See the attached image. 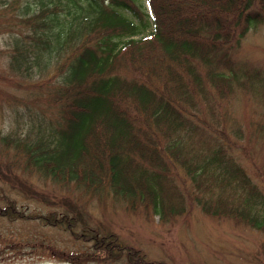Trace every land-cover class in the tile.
Segmentation results:
<instances>
[{
	"label": "trees",
	"instance_id": "1",
	"mask_svg": "<svg viewBox=\"0 0 264 264\" xmlns=\"http://www.w3.org/2000/svg\"><path fill=\"white\" fill-rule=\"evenodd\" d=\"M147 4L150 13L140 0H0V82L33 92L0 128V181L46 207L22 208L0 185V218L89 243L59 251L72 264H167L92 222L86 205L108 195L164 221L197 205L264 231V188L226 138L237 93L264 105V70L232 55L264 23V0Z\"/></svg>",
	"mask_w": 264,
	"mask_h": 264
},
{
	"label": "rangeland",
	"instance_id": "2",
	"mask_svg": "<svg viewBox=\"0 0 264 264\" xmlns=\"http://www.w3.org/2000/svg\"><path fill=\"white\" fill-rule=\"evenodd\" d=\"M140 1L150 13L147 0ZM5 35L0 33V48L4 46ZM232 55L237 63L247 62L264 70V23L251 28ZM22 89L0 82L1 129H5L10 121L11 105L19 103L21 96H33L31 90L25 94L21 93ZM46 96L42 97V108L46 107ZM231 107L239 124L226 130V138L235 141L234 147L239 149L235 148L237 151L233 150V154L251 181L264 188L260 185L264 181V125L260 129V124H264V105L252 96L237 93L231 99ZM237 127L239 133L234 132ZM36 184L44 190L47 184L52 186L48 181L45 186ZM0 185H3L1 181ZM3 186L4 192L16 198L20 207L29 211L46 209L40 202ZM86 206L91 218L95 219L93 223L99 221L119 239L141 248L150 259L167 264H264L263 230L236 223L227 217L207 215L197 205L169 221L160 220L156 213L147 216L140 211H130L110 195L103 205L92 199ZM88 244L62 228L43 225L36 220L0 218V264H72L59 251L76 253L87 250ZM80 264H125V261L84 259Z\"/></svg>",
	"mask_w": 264,
	"mask_h": 264
}]
</instances>
